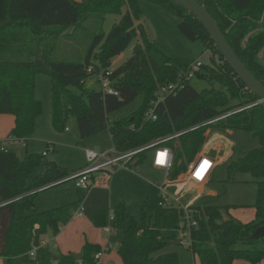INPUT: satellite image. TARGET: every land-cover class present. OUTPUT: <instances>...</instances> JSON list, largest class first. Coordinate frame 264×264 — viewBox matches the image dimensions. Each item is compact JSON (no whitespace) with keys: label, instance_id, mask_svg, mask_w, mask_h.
<instances>
[{"label":"trees","instance_id":"1","mask_svg":"<svg viewBox=\"0 0 264 264\" xmlns=\"http://www.w3.org/2000/svg\"><path fill=\"white\" fill-rule=\"evenodd\" d=\"M149 2L179 18L178 30L191 42L200 41L211 57L197 78L217 87L195 91L190 83L175 96L164 98L154 109L155 121L145 113L160 86L175 82L178 71L190 61L169 56L157 64L149 57L152 44L141 24L139 3ZM203 5L228 44L248 71L264 86V0H196ZM107 15L120 19L108 34L102 32ZM262 20V21H261ZM90 21L93 34L83 62L56 60L52 52L57 39L71 35ZM70 36V35H68ZM140 39L132 56L110 79L118 96L84 88L91 75L87 70L106 71L111 60L129 44ZM45 74L51 81L50 125L65 131L73 117L81 139L108 130L113 146L121 152L136 150L129 164L136 172L152 167L151 153L168 147L174 154L169 180L175 181L206 142L205 132L243 131L250 133L258 147L247 151L227 166L228 182L234 175L247 173L256 184L254 218L246 223L230 215L231 206H201L188 209L196 227L191 231L188 251L199 264H264V236L250 240L264 227V103L250 93L219 54L204 27L190 13L168 0H0V116L14 119L7 138L25 143L34 132L42 112L35 96V77ZM138 106L129 116L112 120L111 115L136 99ZM226 116L216 123L204 124ZM177 135L175 138L166 139ZM158 142L151 146V144ZM42 155L25 153L19 157L13 148L0 152V260L3 264H95L99 245L85 242L78 258L73 254H53L38 248L35 260L29 252L47 234L54 237L69 223L76 205L35 212L40 190L67 178L70 170L54 162H43ZM42 168L40 174L33 173ZM139 218L127 213L123 205L114 208L113 229L122 233L117 249L122 264H179L174 251L161 253L184 228L182 207L163 205L158 186L150 185L138 205ZM102 229L104 212L92 216Z\"/></svg>","mask_w":264,"mask_h":264},{"label":"rangeland","instance_id":"2","mask_svg":"<svg viewBox=\"0 0 264 264\" xmlns=\"http://www.w3.org/2000/svg\"><path fill=\"white\" fill-rule=\"evenodd\" d=\"M139 5L143 13L141 24L147 39L152 44L149 57L153 61L161 64L167 57L173 56L188 60L190 63L199 60L204 65L209 64L210 52L205 49L200 41L191 42L182 35L177 28L180 21L179 18L168 13L163 8L146 1H141ZM119 19L120 16L118 15H107L102 24V32L105 35L108 34ZM92 25L90 21H87L84 24V29L77 30L73 35H71V30H69L67 34L70 36L65 34L59 37L52 52L53 58L56 60L83 62L90 44L91 35L93 34ZM140 43V39L133 40L120 55L111 60L109 70L113 71L127 61L132 56L134 46ZM190 86L197 92L217 87L215 83L211 84L206 79L197 77L191 80ZM84 88L100 91V84L91 77L84 82ZM35 96L41 103L42 112L36 120L32 136L25 143H18L14 146L19 157L25 153L42 155V153L47 152V156L42 157L43 162H54L62 168H67L70 170L69 176H72L85 167V151L103 152L113 147L108 130L81 139L73 117H68L65 122L64 127L69 129V132H64L63 130L57 132L52 129L50 125L51 81L47 75H36ZM139 101L140 99L138 98L125 108L113 113L111 121L124 119L129 116L138 106ZM208 131L210 130H206L205 135H207ZM218 135L223 136V138H218V140L214 141L217 143L208 145V148L210 147L208 157L216 164L208 180L203 185L180 187L178 195H175L178 188L165 187L164 190L170 197L179 198V205L182 208L192 209L207 205L231 206L230 215L234 219L249 222L254 218L255 214L252 205L255 202L256 184L252 182V177L247 173L234 175L235 182L226 181L228 176L227 166L247 151L257 148L258 141L250 133L243 131H234L231 136H228L225 132H220ZM230 142L234 145L225 156ZM48 146L53 148L52 152L48 150ZM221 158L223 159L219 162ZM42 171V168L37 169L33 176L40 174ZM136 172L147 180V189L150 185L161 187L164 183L165 176L161 170L143 167L137 169ZM125 173V170H120L116 175L109 176L108 174L97 172L94 174L95 182L88 189H78L74 180L68 179L70 178L68 176L66 182L49 187L38 194L34 204V211L43 212L77 204L82 215V221L78 223L79 221L76 219L72 223L68 241L69 247L72 249L70 250L71 253L78 258L80 246L73 234L86 227L87 231H91L90 237L93 240H104L100 234V228L95 227L91 221L95 211L104 212L105 217L108 218L109 215L114 214V208L117 205H123L129 215L139 218L138 205L144 197V192L143 190L142 192H137L136 187L134 188L127 184L125 177H123ZM101 174L104 175L103 178ZM182 177L183 174L178 176L177 179ZM107 180H109V183ZM107 183V187L102 186L107 185ZM110 227L113 229V224H110ZM180 238L177 233V241L171 243L161 253L176 252L179 264H199L198 260L185 247V240H181L182 244H179ZM53 239V235L47 234L45 241L49 243ZM109 240L112 251L107 253L104 258L108 256L111 259L110 264H121L117 249L122 240V233L114 230ZM48 249L53 254H57L52 243L48 244ZM0 264H3L1 260ZM233 264L248 263L237 260Z\"/></svg>","mask_w":264,"mask_h":264},{"label":"built area","instance_id":"3","mask_svg":"<svg viewBox=\"0 0 264 264\" xmlns=\"http://www.w3.org/2000/svg\"><path fill=\"white\" fill-rule=\"evenodd\" d=\"M204 64L197 60L194 62H191L185 69L180 70L176 74V80L175 82H170L167 84H164L159 87L155 94V99L150 103V108L144 115V119L146 121H155L156 116L154 115V109L156 106L166 97L169 96H175L178 91L183 89L185 84L190 83L192 79L196 78L198 74L201 73V68ZM87 73L91 75L95 79L97 83L100 84V90L105 95H111V96H118V91L113 87V82L110 79L112 71L109 69L106 71L100 70V71H94L91 68L87 70ZM90 77V78H91ZM261 101H258L255 104H260ZM226 116L222 115L219 117H216L214 119H211L204 124H213L219 121L220 119L224 118ZM65 131H68L66 128ZM178 134L170 136L166 139H163L161 141L175 138ZM18 143H23L22 141H17L13 138H5L3 140H0V152H5L9 148H13ZM158 142H155L152 145L156 144ZM48 150L51 152L53 151V148L48 146ZM136 153V150H129L125 152L118 151L114 146L109 149L106 152H93V151H85V160L86 165L81 170L73 174L72 176H69L68 179H73L75 182V186L79 189H88L92 186L93 183V175L97 172H103L105 174H108L109 176L115 175L120 170H130L129 164L131 162L132 157ZM42 156H47V152L42 153ZM151 163L152 167L156 170H161L164 172V183L161 187H158L160 197L162 200V204L167 206H179V198H172L170 195H168L164 188L167 187L171 182L169 180V173L173 168L174 165V154L172 150L168 147H156L152 151L151 155ZM215 166V163L212 162L208 157L201 153H197L195 157L193 158L192 162L188 165L187 171L183 174V177L180 179H177L178 184H181V181L184 183V185L187 186H197V185H203L209 178L213 168ZM48 187V186H46ZM45 188V187H44ZM43 189V188H42ZM177 192L175 195H178ZM184 211V228L179 230L178 234L180 235L179 244L181 243V240H185V247L188 248L191 245V231L193 228L196 227V222L192 218V212L188 209L183 208ZM76 216H81L80 209L78 208L75 212ZM113 215H109L107 218L106 225L102 228V233L105 237H108L111 235L114 231L110 227V224L113 223ZM55 238V237H54ZM49 243L54 244V239L50 241ZM48 242H46L43 238L40 240L38 247H34L29 252V257L32 260H35L36 251L38 248H45L48 247ZM110 251V245L107 243L105 246L101 248L99 252H97L94 255V261L95 264H103L102 259L103 256ZM55 264V263H53Z\"/></svg>","mask_w":264,"mask_h":264},{"label":"crops","instance_id":"4","mask_svg":"<svg viewBox=\"0 0 264 264\" xmlns=\"http://www.w3.org/2000/svg\"><path fill=\"white\" fill-rule=\"evenodd\" d=\"M13 124H14L13 117L7 116V115L0 116V140H3L5 138H7L9 132L11 131V129L13 127ZM64 132H69V129H68V131H64ZM218 133H220V132L219 131L218 132L217 131H211V130L207 132V135H205L207 139H206V142L203 145V148H202V150L200 152L201 154L205 155L206 157L209 156L208 154H209V148L210 147L208 148V145H210V143L211 144L217 143V142H214V141L215 140H218V138L219 139L223 138V136L218 135ZM221 133H223V132H221ZM225 133L228 136H231L232 135V132L231 131H225ZM233 145L234 144L232 142L229 143L228 150L225 153V156L229 153V149ZM103 152H106V151H103ZM97 153H101V152H97ZM208 158H210V157H208ZM222 159L223 158L219 159V162ZM125 172L126 173H125V175L123 177H125V180L127 181L126 183L127 184H130L134 188L136 187L137 188V192H142V190H143L144 197L140 201V203H141L145 199V197L147 195V192L149 190V187H150L149 186L148 189H147V182H146L147 180L140 173H137V172H135L133 170H125ZM103 176L104 175L101 174V177L102 178H103ZM95 180H96V178L93 175V182H95ZM98 180L100 181V179H98ZM66 181H67V178H65V179H63V180L55 183V185L62 184L64 182H66ZM108 181L109 180H107V182ZM108 183H107V185H102V186L103 187H107L108 186ZM55 185H53V186H55ZM145 185H146V189H145ZM184 186H187V185H184V183L182 181H181V184H178V181L176 180L174 182H171L167 187H169V188H173V187L174 188H178V190L176 191V193H177L179 191L180 187L182 188ZM187 187H189V186H187ZM47 188H49V187H45V188L41 189L40 192L46 190ZM76 206H77V204H76ZM77 209H78V206H77ZM76 219H78V221H79L78 223H80V221H82V215L81 216L73 215V217L71 218V220L69 221V223L67 225H65L61 229V231L59 232V234L57 236H55V238H54V244H53L54 245V250L57 252V254H55V255H58V254H68V253L72 254L71 251H70L72 249L69 247V241H68L69 235L68 234L70 232V228H71L72 223L75 222ZM239 221H241L242 223H246L245 220H239ZM83 226H84V224H83ZM90 232L91 231H87L86 230V227H84L83 229H81L78 232H76L75 234H73V237L76 238L78 240V242H79L80 251H81V248H82V246L84 245L85 242H88V243H91V244H95V245H99L101 248L108 243L110 245V251L108 253H110L112 251V246H111L110 240H109V237L111 235H109L108 237H105L104 234L102 233V229H100V234H101V236H102V238L104 240L103 241H101L100 239L93 240L90 237ZM46 236L43 237L44 240H45ZM104 256H103L102 262L103 263H109L110 264V260L111 259H109L108 256L104 258Z\"/></svg>","mask_w":264,"mask_h":264},{"label":"water","instance_id":"5","mask_svg":"<svg viewBox=\"0 0 264 264\" xmlns=\"http://www.w3.org/2000/svg\"><path fill=\"white\" fill-rule=\"evenodd\" d=\"M175 6L183 8L190 13L204 27L210 39L214 42L219 54L222 56L236 77L243 83L246 89L254 94L259 101L264 103V86L248 71L245 65L232 50L217 21L211 16L207 9L196 0H168ZM264 236V227L258 228L250 236V240H257Z\"/></svg>","mask_w":264,"mask_h":264}]
</instances>
